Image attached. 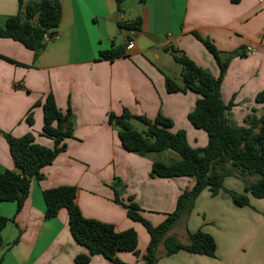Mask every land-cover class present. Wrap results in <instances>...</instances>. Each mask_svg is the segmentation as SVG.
Here are the masks:
<instances>
[{"label": "crops", "instance_id": "0c3cea01", "mask_svg": "<svg viewBox=\"0 0 264 264\" xmlns=\"http://www.w3.org/2000/svg\"><path fill=\"white\" fill-rule=\"evenodd\" d=\"M59 1L60 25L47 36L37 58L20 42L0 38V173L15 169L7 135L31 133L37 144L53 147L54 141L42 135L43 109L36 106L47 95L53 94L61 111L72 110L74 124L65 152L43 169V180L32 181L21 210L16 202L0 201V215L13 220L2 232L1 264H76V255L87 252L71 234L67 209L55 218L45 217L47 189L77 188L76 203L83 216L121 232L138 226L115 201V179L123 188L121 201L128 204L133 198L142 213H159L156 222L172 213L179 195L193 187L189 177H151L155 161L170 164L180 156L168 150L144 156L128 152L108 122L110 113L121 115L124 109L150 119L161 113L173 120L171 132H186L192 147L207 145V133L188 119L200 96L166 90L165 76L179 80L182 71L166 46H174L218 77L216 59L193 33L209 38L229 57L220 96L226 105L233 103L227 111L230 124L246 126L249 117L264 116V103L256 101L264 91V0H124L121 12L116 0ZM18 12L19 0H0V26ZM137 18L138 30L118 25ZM52 35L58 39H49ZM118 46L125 49L122 57H100L101 51ZM247 47L255 54L245 55ZM224 186L244 193L245 186L233 176ZM249 197L250 204L239 207L223 191L216 196L203 191L195 201L193 219L191 214L182 231H175L180 222L173 231L209 233L217 244L216 257L179 251L157 264H264V198ZM131 254L119 252L121 263L96 255L88 264H145L144 252L139 257Z\"/></svg>", "mask_w": 264, "mask_h": 264}, {"label": "trees", "instance_id": "16d2710c", "mask_svg": "<svg viewBox=\"0 0 264 264\" xmlns=\"http://www.w3.org/2000/svg\"><path fill=\"white\" fill-rule=\"evenodd\" d=\"M123 1L116 0L120 12ZM61 19L62 6L59 0H19V12L10 16L4 27L0 26V38L20 42L37 58L46 48L47 36L58 28ZM140 23V18H137L132 23L119 22L118 25L128 30H138ZM193 34L216 59L220 68L219 76L215 77L174 46H166L164 50L170 53L182 71L179 80L166 75L165 85L168 93L190 91L200 96L188 119L195 128L207 133L208 143L205 147H192L185 131L171 132L173 120L161 113L150 119L133 115L124 109L121 115L110 113L108 116L109 124L117 129L126 151L144 156L168 150L180 156L178 161L170 164L155 161L151 177H189L195 182L191 189L179 195L175 210L158 226H153L142 216L133 198H129L128 204L123 203L120 199L123 188L119 187L117 179L112 183L115 201L127 209L130 219L142 223L150 234L144 255L145 264H156L162 257L179 251L216 257L217 244L209 233L201 229L195 232L187 230L185 235L173 231L177 223L190 214L203 191L209 190L213 196L220 191L226 192L233 204L239 207L250 204V195L264 198V116L249 117L246 126L230 124L227 111L233 107V103L226 105L220 96V85L229 57H224L209 38L197 32ZM124 54L125 49L118 46L101 51L100 57L112 61ZM256 101L264 103V91L256 96ZM39 105L44 114L42 135L54 141L52 148L37 144L31 133L19 138L6 136L15 169L0 173V201L16 202L18 211L30 194L32 181L45 178L43 169L65 152L66 140L72 138L74 133L72 110L68 108L66 112L61 111L53 94L47 95L43 102L36 103V106ZM28 120L32 123L31 117ZM134 122L143 124L145 130H136ZM229 176L244 179V193L225 188L224 182ZM251 177L255 180H248ZM76 197L77 188L73 186H58L43 192L45 217L55 218L61 209H67L71 234L75 242L87 250L76 255V264H88L96 255L121 263L117 257L119 252H131L139 256L135 230L118 232L111 224L85 218L76 203ZM10 222L13 220L0 215V251L5 246L2 232Z\"/></svg>", "mask_w": 264, "mask_h": 264}, {"label": "rangeland", "instance_id": "374dc122", "mask_svg": "<svg viewBox=\"0 0 264 264\" xmlns=\"http://www.w3.org/2000/svg\"><path fill=\"white\" fill-rule=\"evenodd\" d=\"M133 124H134V128L136 130H138L139 132H143L145 130V126L143 124H141L139 122H134ZM233 177H235V176H233ZM235 178L237 180H239L242 183V185L245 186V181H244L243 178H241V177H235ZM248 180L253 181V180H255V178L251 177V178H248ZM113 183H114V181H113ZM229 190H231V189H229ZM232 191H234V190H232ZM224 193H226V192H224ZM226 194H228V193H226ZM189 213L190 214L187 217H183L179 221L180 223H179V225H177L175 231H178V232L182 231L181 228L184 226L185 222L188 220V218H189V216L191 214H192V219H193V217L195 215V213L193 212V209ZM141 214L153 226H158L159 224H161L165 220V219L163 221L161 220L162 221V222L160 221L161 223L160 222H156L157 216L159 215V213H156V212L148 211V212H143V213L141 212ZM136 224H137L136 226H138L137 229H134V228L133 229L136 231L137 236H138V251H139V255L141 254V252H144V255H145L147 246H148L149 241H150V235L148 233V230L145 228V226L142 223L137 222ZM128 254H130V253H128ZM144 255H143V261L145 263ZM132 256L136 257L137 255L134 254ZM137 257H139V256H137Z\"/></svg>", "mask_w": 264, "mask_h": 264}, {"label": "built area", "instance_id": "2783aa9c", "mask_svg": "<svg viewBox=\"0 0 264 264\" xmlns=\"http://www.w3.org/2000/svg\"><path fill=\"white\" fill-rule=\"evenodd\" d=\"M49 39L56 40V39H58V36L52 35V36H49ZM133 46H134L133 43H129L127 48L128 49H132ZM254 54H255V50L252 47H247L246 48L245 55L250 56V55H254Z\"/></svg>", "mask_w": 264, "mask_h": 264}]
</instances>
